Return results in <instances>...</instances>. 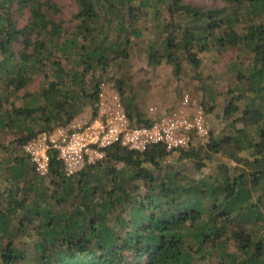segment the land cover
<instances>
[{
    "label": "trees",
    "instance_id": "1",
    "mask_svg": "<svg viewBox=\"0 0 264 264\" xmlns=\"http://www.w3.org/2000/svg\"><path fill=\"white\" fill-rule=\"evenodd\" d=\"M77 2L70 30L51 0H0V109L9 105L0 111V130L13 136L9 144L0 141V151L16 153L0 163L7 198L0 205V264H264V124L257 139L238 127L241 120L264 123V0H225L217 9L182 0ZM148 10L153 18L168 12L188 19L155 24L177 73L180 53L194 69L202 65L199 54L213 49L253 54V64L238 74L246 88L230 91L224 110L236 134L211 135L206 154L196 147L200 138L173 152L161 145L143 153L114 147L106 163L87 164L72 177L54 159L49 175L40 176L23 146L98 100L104 77L97 74L113 56L129 57L130 37L116 39V50L112 27L141 38ZM25 12L28 22L19 27L16 15ZM126 16L131 29L123 25ZM152 51L150 60L163 58ZM39 77L42 84L30 91ZM123 85L117 81L125 102ZM20 99L26 103L17 106ZM243 99L248 105L234 118ZM125 107L134 124H150L144 111ZM226 145L236 148L235 167L218 164L216 177L188 175L189 164L202 171Z\"/></svg>",
    "mask_w": 264,
    "mask_h": 264
},
{
    "label": "rangeland",
    "instance_id": "2",
    "mask_svg": "<svg viewBox=\"0 0 264 264\" xmlns=\"http://www.w3.org/2000/svg\"><path fill=\"white\" fill-rule=\"evenodd\" d=\"M57 3L62 13L58 16V20L64 22L66 29L72 30L76 24L74 21L75 15L79 12V4L77 0H51ZM184 3L191 4L205 9L222 8L225 5V0H182ZM154 11L148 10L149 15L145 12V16L141 19L139 26L143 28V36L137 38L133 33L117 31V24H115L111 31L110 36L113 41V45L116 50L115 40H126L127 36L130 37V45L128 49V58H115L114 52H110L113 56L112 61L109 62L108 67L101 73L97 74L103 76L106 82L115 85V89L118 90L117 81L124 83V97L125 102L138 107L141 111H144L149 115L151 108L158 109V114L176 109L179 107L183 97L189 95L192 101L196 104H201L206 112L207 124L210 129V133L215 139L223 138L229 135H235V128L232 120H226L224 118V110L230 97V91L239 93L240 89H245L248 83L246 77L238 75L239 72H244L247 67H250L252 63L253 54L246 48L238 52L232 48H226L224 50L213 49L212 51H206L200 53L199 56L202 60L200 69H194L186 59L183 53L179 54V62L181 63V70L177 73L175 65L168 63L166 60L165 50L162 47V37L159 31L155 28L156 20L168 21L171 19L176 25H186L188 19L178 18L172 13H161L158 17L152 15ZM28 12L23 15H16V22L19 27H24L28 22ZM117 18V17H116ZM114 18L113 20H117ZM117 23H121L117 22ZM125 27L132 28L131 20L126 16V20L123 22ZM175 35L180 37V32H176ZM160 56L162 59L156 61L150 60L151 49ZM152 51V52H153ZM93 72H90L88 79L92 78ZM246 74V73H245ZM43 79L39 77L29 88L30 91L37 90L42 84ZM120 93V91H119ZM23 92L20 93L22 95ZM121 94V93H120ZM122 96V94H121ZM259 99V98H258ZM14 100V98H12ZM124 102V105H125ZM26 103V102H25ZM24 100H16L17 106L25 104ZM241 111L235 115L234 118L240 117L243 109L248 105L246 99L239 102ZM93 104H88L82 110H80L76 117L87 114ZM9 109V105H4L0 111ZM240 115V116H239ZM74 118V119H75ZM263 122H252L248 120H241L238 123V127L246 130L250 137H256L257 127L263 125ZM13 140V136H6L0 130V141L6 144ZM209 138L199 139L195 141L197 149H201L203 154H206L207 144ZM243 145H247V142H243ZM16 154L12 151H0V163L4 159L12 157ZM21 154V152H20ZM108 155L100 160L101 163H106ZM238 155L234 145H226L223 151L214 156L212 161H207V167L202 171H198L196 166L189 164L188 175L195 177L196 179L216 177L218 175L217 165L220 163H228L235 167L238 164ZM173 160V157L168 158ZM99 162V161H98ZM97 163V162H96ZM3 164V163H2ZM95 164V163H94ZM1 165V164H0ZM106 166V165H104ZM105 170L99 172L104 173ZM48 185V184H46ZM3 189H0V193L3 195L2 200L0 198V205L4 204ZM54 188L51 186L50 192L52 193ZM30 199H36L37 195L33 194L29 196Z\"/></svg>",
    "mask_w": 264,
    "mask_h": 264
},
{
    "label": "built area",
    "instance_id": "3",
    "mask_svg": "<svg viewBox=\"0 0 264 264\" xmlns=\"http://www.w3.org/2000/svg\"><path fill=\"white\" fill-rule=\"evenodd\" d=\"M115 88L102 81L98 100L87 114L40 131L23 146L37 174L49 175L54 159L72 177L87 164L104 159L114 147L143 153L161 145L173 152L190 149L194 138H210L205 109L189 95L176 109L158 114V109L151 108L150 124L139 126L129 118Z\"/></svg>",
    "mask_w": 264,
    "mask_h": 264
}]
</instances>
